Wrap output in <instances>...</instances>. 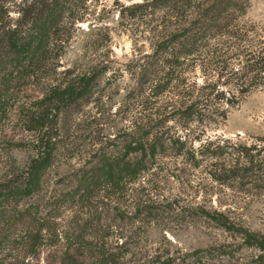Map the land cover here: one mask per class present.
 <instances>
[{
  "label": "rangeland",
  "instance_id": "obj_1",
  "mask_svg": "<svg viewBox=\"0 0 264 264\" xmlns=\"http://www.w3.org/2000/svg\"><path fill=\"white\" fill-rule=\"evenodd\" d=\"M144 1L70 0L75 19L66 21L60 31L56 43L61 47L47 68L17 74L0 61V184L36 156L46 129L39 119L43 115L50 119L51 90L60 84L64 87L70 79L64 71L94 73V94L59 114L54 164L42 180L40 193L21 201L17 210L24 213L30 208L41 221L66 222L79 204L75 205L77 197L73 206L62 202L71 188L62 180L98 150L118 144L123 133L130 132L131 123L145 125L150 118L149 140L163 141L167 150L157 149L160 154L129 186L126 199L102 193L98 204L92 203L91 212L101 218L87 232L90 240L101 239L119 260L117 264H152L155 255L180 256L183 264H264V249L254 241L264 242V193L213 182L205 165L196 169L175 155V138L192 139L197 127L192 124L185 130L175 121V97L161 95L146 103L136 97L143 65L184 20L173 7L133 11L135 4ZM9 16L15 20L18 14L11 9ZM246 18L249 24L264 28V0H249ZM205 133V137L230 139L235 144L264 137V88L244 96L227 120L208 125ZM119 209L133 219H115ZM203 212L223 214L235 231L225 230ZM25 230L7 240L0 235V264L44 263L49 242L41 247L40 255L24 251ZM121 232L126 238L119 240ZM122 240L130 244L119 249Z\"/></svg>",
  "mask_w": 264,
  "mask_h": 264
},
{
  "label": "trees",
  "instance_id": "obj_2",
  "mask_svg": "<svg viewBox=\"0 0 264 264\" xmlns=\"http://www.w3.org/2000/svg\"><path fill=\"white\" fill-rule=\"evenodd\" d=\"M248 5L249 0H146L135 4L133 11L173 7L184 19L143 65L136 97L144 103L161 95L175 97V121L185 130L197 125L192 139L175 138V155L185 158L193 168L205 165L213 182L264 193V137L252 138L250 144L205 137L208 125L224 122L244 96L264 88V28L247 22ZM11 9L18 14L15 20L9 16ZM74 13L70 0H0L1 63L17 74L47 68L60 46L56 39L66 21L75 19ZM73 70L64 71L70 77L64 87L60 84L51 90L50 119L48 115L39 119L46 129L38 141L36 156L13 172L8 182L0 184V235L7 240L26 229L24 251L34 255H40L41 247L49 242L51 249L43 264H117L119 260L105 249L106 244L101 239L91 241L87 234L95 226L93 221L101 218L90 208L98 204L102 193L126 199L129 186L160 154L157 149L167 150L163 141L149 140L153 119L141 126L131 123L130 132H124L118 144L98 150L62 180L71 187L62 202L73 206L77 197L75 205L79 204L66 222L41 221L28 211L30 208L24 213L17 210L21 201L40 193L42 180L54 164L60 112L94 94V73L74 75ZM203 213L225 230L235 231L223 214ZM116 218L133 219L121 209L116 211ZM61 226L68 230L63 232ZM120 234L119 240L126 238L123 232ZM254 241L264 249L263 241ZM120 243L119 249L130 244L127 240ZM184 262L180 256L155 255L150 260L152 264Z\"/></svg>",
  "mask_w": 264,
  "mask_h": 264
}]
</instances>
